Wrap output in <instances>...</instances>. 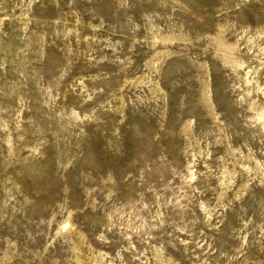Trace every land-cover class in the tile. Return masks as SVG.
Listing matches in <instances>:
<instances>
[{
    "label": "rangeland",
    "instance_id": "rangeland-1",
    "mask_svg": "<svg viewBox=\"0 0 264 264\" xmlns=\"http://www.w3.org/2000/svg\"><path fill=\"white\" fill-rule=\"evenodd\" d=\"M0 264H264V0H0Z\"/></svg>",
    "mask_w": 264,
    "mask_h": 264
}]
</instances>
